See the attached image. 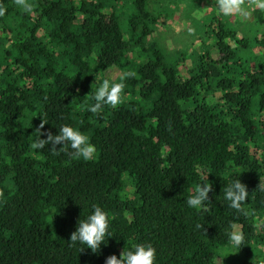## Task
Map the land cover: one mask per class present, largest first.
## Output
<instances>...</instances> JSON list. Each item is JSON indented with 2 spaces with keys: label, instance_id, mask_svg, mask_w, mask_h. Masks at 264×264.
Wrapping results in <instances>:
<instances>
[{
  "label": "trees",
  "instance_id": "trees-1",
  "mask_svg": "<svg viewBox=\"0 0 264 264\" xmlns=\"http://www.w3.org/2000/svg\"><path fill=\"white\" fill-rule=\"evenodd\" d=\"M26 3L31 11L0 0V264H106L137 243L156 249L155 264H264V11L225 17L216 0ZM178 14L192 22L188 51L155 39ZM113 69L122 103L94 115L91 93ZM65 124L95 145L90 160L31 147L37 130L47 139ZM232 177L249 194L241 211L223 199ZM205 178L210 204L190 209ZM94 204L111 233L95 253L69 245ZM231 225L245 236L239 249Z\"/></svg>",
  "mask_w": 264,
  "mask_h": 264
},
{
  "label": "clouds",
  "instance_id": "clouds-1",
  "mask_svg": "<svg viewBox=\"0 0 264 264\" xmlns=\"http://www.w3.org/2000/svg\"><path fill=\"white\" fill-rule=\"evenodd\" d=\"M16 4L26 12L31 11L26 0H16ZM216 7L225 17L238 15L247 19L251 15L249 9L258 8L264 11V0H247V3L246 0H216ZM130 76H134V73L126 74V78ZM124 87L122 82L111 83L109 79H104L91 93L92 103L89 104L88 111L99 115L105 106L116 108L122 103ZM44 124H41V128ZM37 132L39 135L31 145L35 150L43 151L47 145L51 144V152L54 155L66 152L72 159H83L84 161L90 160L96 152V147L90 143L88 136L70 125H62L58 134L49 133L47 139H41L42 133L39 130ZM57 145H62V147L57 150ZM69 149L70 152H68ZM211 191L212 185L207 182V178L203 179L195 188L194 195L187 198V206L195 210L205 208L207 204H210L209 193ZM223 193V199L228 203V207L237 211H241L242 204L249 195L246 186L241 183L238 177L230 179V182L223 188ZM109 227L108 213L101 206L94 204L91 214L78 221L75 232L70 236L69 245L75 246L78 243L83 246V249H91L95 253L100 249L101 244L105 243L106 237L111 236ZM197 227H203V225ZM227 237L229 244L235 249L241 248L245 243L244 234L237 231L235 225L230 226ZM155 260L156 249L150 243H137L129 250H124L121 258L109 257L106 264H155Z\"/></svg>",
  "mask_w": 264,
  "mask_h": 264
},
{
  "label": "rangeland",
  "instance_id": "rangeland-1",
  "mask_svg": "<svg viewBox=\"0 0 264 264\" xmlns=\"http://www.w3.org/2000/svg\"><path fill=\"white\" fill-rule=\"evenodd\" d=\"M185 11L188 13V10L185 9ZM189 15L190 14H187V16ZM191 24V20L178 14L175 18L163 23L161 32L157 34L155 39H162L163 45L167 44L168 49L173 52L182 50L188 51V45L192 44L194 40L190 29ZM105 76L111 81H116L121 76V72L120 70L113 69L108 71ZM217 264L225 263L221 260L218 261Z\"/></svg>",
  "mask_w": 264,
  "mask_h": 264
}]
</instances>
